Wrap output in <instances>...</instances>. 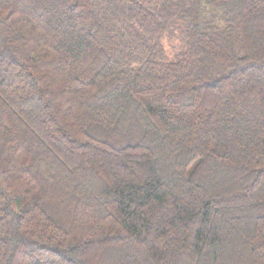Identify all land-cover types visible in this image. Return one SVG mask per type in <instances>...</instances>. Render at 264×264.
Returning a JSON list of instances; mask_svg holds the SVG:
<instances>
[{
    "label": "trees",
    "instance_id": "trees-1",
    "mask_svg": "<svg viewBox=\"0 0 264 264\" xmlns=\"http://www.w3.org/2000/svg\"><path fill=\"white\" fill-rule=\"evenodd\" d=\"M0 264H264V0H0Z\"/></svg>",
    "mask_w": 264,
    "mask_h": 264
}]
</instances>
